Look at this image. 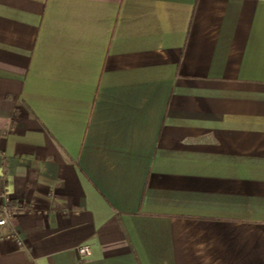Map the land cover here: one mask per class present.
<instances>
[{
    "label": "crops",
    "instance_id": "obj_1",
    "mask_svg": "<svg viewBox=\"0 0 264 264\" xmlns=\"http://www.w3.org/2000/svg\"><path fill=\"white\" fill-rule=\"evenodd\" d=\"M3 189L0 264H264V0H0Z\"/></svg>",
    "mask_w": 264,
    "mask_h": 264
},
{
    "label": "built area",
    "instance_id": "obj_2",
    "mask_svg": "<svg viewBox=\"0 0 264 264\" xmlns=\"http://www.w3.org/2000/svg\"><path fill=\"white\" fill-rule=\"evenodd\" d=\"M19 208V205H12V197L6 190H0V229L4 230L0 237L2 239L13 241L17 245H23V239L17 229L12 225V218L14 209ZM82 257L91 255V246L89 244H82L77 248Z\"/></svg>",
    "mask_w": 264,
    "mask_h": 264
}]
</instances>
